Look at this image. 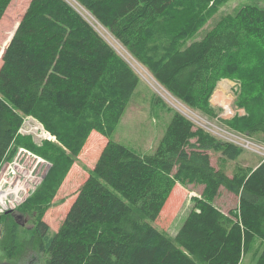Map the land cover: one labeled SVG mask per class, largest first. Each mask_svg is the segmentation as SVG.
<instances>
[{"label":"trees","instance_id":"16d2710c","mask_svg":"<svg viewBox=\"0 0 264 264\" xmlns=\"http://www.w3.org/2000/svg\"><path fill=\"white\" fill-rule=\"evenodd\" d=\"M12 0H0V20ZM226 0H30L2 53L0 167L24 147L52 166L23 210L29 228L0 218V256L31 264H239L261 244L264 264V158L229 175L210 151L236 159L242 147L174 110L155 150L140 154L111 138L140 81L141 66L170 95L213 118L222 78L241 82L246 111L225 123L264 132V7L225 14L202 38L187 40ZM97 25V26H96ZM102 26L106 31L100 32ZM42 123L56 141L37 145L20 128ZM107 140L64 219L48 235L42 219L88 135ZM176 182L202 184L175 236L153 225ZM220 187L238 196L227 212ZM16 259V263L11 260Z\"/></svg>","mask_w":264,"mask_h":264},{"label":"rangeland","instance_id":"374dc122","mask_svg":"<svg viewBox=\"0 0 264 264\" xmlns=\"http://www.w3.org/2000/svg\"><path fill=\"white\" fill-rule=\"evenodd\" d=\"M212 2H210V13L207 19L201 24L195 34L187 40L188 42L202 38L221 17L228 13H235L244 5L252 4L264 7V0H226L215 7L212 6ZM28 3L29 0H12L0 20V66L2 64L3 50ZM136 70L141 79L111 135L112 139L123 143L137 153H152L171 120L174 110L186 113V110L190 109L205 119L207 118L217 123L219 126H224L241 135H247L254 143L264 147V132L249 135L225 123V121L232 119L235 115H244L246 113L243 107H239L235 103L236 95L241 86L239 79L222 78L217 82L216 88L210 97V102L216 110V115L210 118L164 92L163 87L141 66H136ZM218 90L224 98L228 99L229 113H227L222 103L214 100V94ZM20 132L22 135L29 136L32 142L37 145H41L46 140L56 141V137L46 131L42 123L31 116L25 117ZM106 140L103 135L95 130L88 135L81 152L66 173L63 182L53 195L49 207L42 216V219L49 226L48 235H51L64 219L72 201L76 197L79 186L93 169ZM210 156L211 163L215 167H221L229 175L238 166H255L263 157L259 151L246 147L242 148L241 153L234 160L225 158L221 152L210 151ZM51 166L52 163L45 157L31 152L27 148L18 147L14 156L6 160L0 167V202H3L2 196L6 194L16 198L11 197V201L8 202L9 205L6 207L0 204V218L5 214H9L23 228L31 226V215L23 210V204L36 191ZM20 187L21 190L19 192ZM202 187V184L198 183L182 184L176 182L159 217L152 222L153 225L166 235L175 236L192 207L191 198L200 196ZM18 192L20 197L17 198ZM214 203L227 212L229 209L237 208L238 196L224 187H220ZM260 248L261 244L258 241L254 242L239 264H255ZM30 261L31 264H45V255L36 253ZM8 262L7 259L0 256V264ZM11 262L16 263L17 260L14 259ZM16 264H27V261L26 263L20 261Z\"/></svg>","mask_w":264,"mask_h":264},{"label":"built area","instance_id":"2783aa9c","mask_svg":"<svg viewBox=\"0 0 264 264\" xmlns=\"http://www.w3.org/2000/svg\"><path fill=\"white\" fill-rule=\"evenodd\" d=\"M97 29L100 32L106 31L102 26H99V25H98ZM162 89L164 90V92H166L168 95H170L164 88H162ZM182 113L184 115H186L189 119H191L196 125L208 130L209 132L213 133L214 135H216V136H218V137H220L226 141L232 142V143H234V144H236L242 148L246 147V148H250L253 150H257L262 154V156L264 158V147L258 145L257 143H254L247 135H241V134H238L236 132L229 130L228 128H226L224 126H221V125L219 126L217 123H215L211 120H208L207 118L205 119L204 117L198 115L193 110L187 109L186 113H184V112H182ZM20 130H21V128H20ZM2 190H6V189H2ZM20 190H21V187L19 189V192H20ZM19 192H18L17 198L20 197ZM11 197L12 196L9 194L2 196L3 202H0V204L4 207L8 206L9 205L8 202L11 201ZM12 198H14V197H12ZM14 199H16V198H14Z\"/></svg>","mask_w":264,"mask_h":264},{"label":"bare ground","instance_id":"6f19581e","mask_svg":"<svg viewBox=\"0 0 264 264\" xmlns=\"http://www.w3.org/2000/svg\"><path fill=\"white\" fill-rule=\"evenodd\" d=\"M214 100L219 101V103H222L223 106L225 107V110L227 111V113L230 112V108H229L228 103H227L228 99L224 98L219 90L215 92Z\"/></svg>","mask_w":264,"mask_h":264},{"label":"crops","instance_id":"0c3cea01","mask_svg":"<svg viewBox=\"0 0 264 264\" xmlns=\"http://www.w3.org/2000/svg\"><path fill=\"white\" fill-rule=\"evenodd\" d=\"M29 1H30V0H29ZM28 4H29V3H28ZM27 6H28V5H27ZM104 144H105V143H104ZM102 147H103V146H102ZM257 164H258V163H257ZM257 164H256V165H257ZM256 165H255V166H256Z\"/></svg>","mask_w":264,"mask_h":264}]
</instances>
